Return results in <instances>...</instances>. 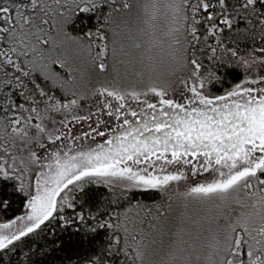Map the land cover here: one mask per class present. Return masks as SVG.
<instances>
[{"label":"snow or ice","instance_id":"6c2138e0","mask_svg":"<svg viewBox=\"0 0 264 264\" xmlns=\"http://www.w3.org/2000/svg\"><path fill=\"white\" fill-rule=\"evenodd\" d=\"M0 264H264V0H0Z\"/></svg>","mask_w":264,"mask_h":264}]
</instances>
